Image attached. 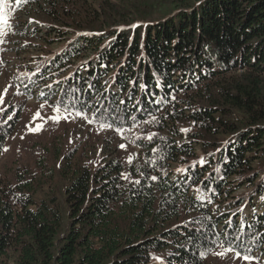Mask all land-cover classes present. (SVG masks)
Wrapping results in <instances>:
<instances>
[{
    "label": "trees",
    "instance_id": "obj_1",
    "mask_svg": "<svg viewBox=\"0 0 264 264\" xmlns=\"http://www.w3.org/2000/svg\"><path fill=\"white\" fill-rule=\"evenodd\" d=\"M41 3L66 36L18 72L22 95L134 150L102 162L51 124L19 136L21 105L0 108V264L264 257V0L18 7Z\"/></svg>",
    "mask_w": 264,
    "mask_h": 264
},
{
    "label": "rangeland",
    "instance_id": "obj_2",
    "mask_svg": "<svg viewBox=\"0 0 264 264\" xmlns=\"http://www.w3.org/2000/svg\"><path fill=\"white\" fill-rule=\"evenodd\" d=\"M22 4V0L19 3L17 0H3L0 3V13H9L11 10V15L8 16L11 27H3L0 21V28L3 30V34H0V108L9 105L14 107L16 103L21 105L19 111L22 133L19 136H24L30 130L37 133L51 124L55 139L75 142L79 138V142L87 143L93 156L100 155L102 162L109 158L121 159L132 152L134 147L125 139L124 131L93 124L89 115L66 113L50 104L37 103L35 96L29 98L22 95L18 72L23 71L24 66L31 65L37 56L43 55L47 50H55L66 36L62 30L64 28L56 26L46 16L48 11L45 3L18 7ZM53 28H57L59 32L54 33ZM237 253L219 247L206 257L204 264H264L262 256L248 255L251 259L245 260L243 257L247 255L237 256Z\"/></svg>",
    "mask_w": 264,
    "mask_h": 264
},
{
    "label": "snow or ice",
    "instance_id": "obj_3",
    "mask_svg": "<svg viewBox=\"0 0 264 264\" xmlns=\"http://www.w3.org/2000/svg\"><path fill=\"white\" fill-rule=\"evenodd\" d=\"M3 0H0V3H2ZM17 2H21V0H17ZM23 2H26V0H23ZM11 15V10L9 11V13H0V21H2V25L3 27H11V25L8 24V16ZM133 27H136L135 25ZM0 34H3V30L2 28H0ZM37 117H39V113H37ZM36 130H39V128H37ZM182 131H187V130H183ZM149 139H151V137H149ZM121 147H125V145H121ZM153 180L156 179V177L152 178ZM137 183H139V181H137ZM231 250V249H229ZM220 255H223V253H220ZM237 256H239V253H237ZM243 259L245 260H249L251 259L249 256H244Z\"/></svg>",
    "mask_w": 264,
    "mask_h": 264
}]
</instances>
